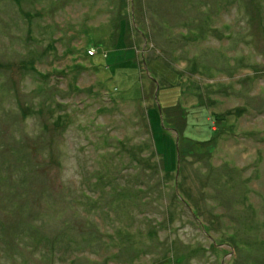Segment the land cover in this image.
Wrapping results in <instances>:
<instances>
[{
    "label": "rangeland",
    "instance_id": "1",
    "mask_svg": "<svg viewBox=\"0 0 264 264\" xmlns=\"http://www.w3.org/2000/svg\"><path fill=\"white\" fill-rule=\"evenodd\" d=\"M0 264H264V0H0Z\"/></svg>",
    "mask_w": 264,
    "mask_h": 264
},
{
    "label": "water",
    "instance_id": "2",
    "mask_svg": "<svg viewBox=\"0 0 264 264\" xmlns=\"http://www.w3.org/2000/svg\"><path fill=\"white\" fill-rule=\"evenodd\" d=\"M177 169H178V164H177Z\"/></svg>",
    "mask_w": 264,
    "mask_h": 264
}]
</instances>
